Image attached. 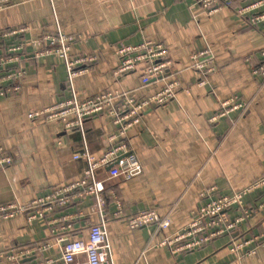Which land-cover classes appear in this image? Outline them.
Masks as SVG:
<instances>
[{
    "label": "crops",
    "instance_id": "crops-1",
    "mask_svg": "<svg viewBox=\"0 0 264 264\" xmlns=\"http://www.w3.org/2000/svg\"><path fill=\"white\" fill-rule=\"evenodd\" d=\"M247 1L228 0L217 12L207 14L193 0H11L0 10V33L23 24L28 29L19 39L5 40L6 44L37 40L59 27L76 36L71 57L92 53L97 60L75 77L72 92L58 56L34 57L32 47L24 50L18 64L25 70L19 89L0 95V145L12 156L11 164L0 167V204H24L80 178L86 165L82 159H73V153L86 145L97 156L110 144L114 128L108 115L85 119L81 132L65 129L60 121L30 119L29 111L66 101L73 93L82 99L104 91H128L140 99L178 77L175 97L165 106L144 110L139 125L127 133L142 171L130 179L100 176L113 262L264 264L261 240L250 241L236 253L230 251L234 241L264 232V209L253 210L234 232L200 248L174 254L160 244L190 221L204 188L212 186L219 194H229L264 173V85L257 88L251 75L259 62L258 51L264 47V21L253 24L236 15L233 9ZM146 39L162 42L169 50L173 66L165 79L141 86L138 71L115 77L118 41L135 44ZM204 47L210 49L216 68L207 84L200 85L191 55ZM231 96L247 101V108L210 119ZM110 191L121 201L119 217L113 215L116 205ZM263 199L264 187L245 196L244 202L252 207ZM143 209L169 215L171 225L164 230L153 225L131 229L127 217ZM54 216L72 224L68 234L73 239L86 238L88 225L100 219L91 197ZM48 220H28L25 212L0 220V248L7 251L12 246L46 242L48 246L30 260L47 258L49 264H64ZM250 248H255L254 254L237 256ZM0 264L12 263L0 259Z\"/></svg>",
    "mask_w": 264,
    "mask_h": 264
},
{
    "label": "built area",
    "instance_id": "built-area-1",
    "mask_svg": "<svg viewBox=\"0 0 264 264\" xmlns=\"http://www.w3.org/2000/svg\"><path fill=\"white\" fill-rule=\"evenodd\" d=\"M11 0H0V10L9 5ZM228 0H193V4L200 5L207 14L217 12ZM236 15L247 17L251 23L257 24L264 21V0H248L236 6ZM28 26L23 24L6 28L0 33V44L13 37H23ZM76 36L64 33L59 27L53 32H45L37 40L27 42H13L4 44L0 52V95L16 91L20 87V80L24 77L25 70L18 66L24 50L32 47L34 57H43L55 54L64 64L67 83L74 92L73 81L75 77L89 70L90 64L97 60L92 53H82L71 57L69 52ZM118 65L113 74L120 77L127 73L139 72L141 86L157 83L164 80L168 69L173 66L167 46L162 42L149 39L131 44L118 41L115 47ZM258 65L252 70V81L257 88L264 85V47L259 51ZM192 67L198 71L200 85L207 84V77L215 71L212 53L208 47L191 55ZM163 86L151 93L143 95L140 99L134 98L128 91H104L90 97H72L51 107L31 110L27 113L30 119L42 118L46 121H60L65 129L77 128L83 132L84 121L98 115H108L113 125L110 134V144L100 155H92L86 145L82 151L73 153L75 160L82 159L86 165V173L78 179L60 185L50 192L32 198L24 204L9 202L0 204V220L11 219L18 213L25 212L27 219L48 217L50 233L54 237L59 251L60 259L64 264H114L111 245L106 228L107 214L105 212L106 198L104 183L100 178L105 174L107 179H130L142 171L139 157L130 147L127 133L139 125L144 110L165 106L171 101L180 87L178 77L162 83ZM248 102L237 96H231L220 104V108L210 119L226 116L230 111H244ZM12 163V156L0 145V167ZM110 166V168H107ZM264 187V173L245 185L241 189L229 194H219L215 187H206L200 193L201 203L192 213L190 221L179 231L167 236L161 245L166 246L174 254L190 251L207 245L217 237L234 232L236 227L249 218L253 210L264 209V199L252 207L245 205V196ZM116 210L115 217L122 212V204L115 192H109ZM86 197H91L95 211L99 214L98 222L88 225L86 238L73 239L69 236L72 224L61 223L59 216H54L65 208L80 203ZM79 216H82L80 213ZM66 219L71 217L66 215ZM128 226L135 230L147 225L155 229L164 230L172 223L169 215H160L153 209H143L127 217ZM261 240L264 246V232L255 235L249 240L234 241L230 246L232 253L238 252L247 243ZM48 243L12 246L9 250L0 248V259H5L12 264H49L51 259L26 260L35 257ZM255 253V248L237 256H250Z\"/></svg>",
    "mask_w": 264,
    "mask_h": 264
},
{
    "label": "water",
    "instance_id": "water-1",
    "mask_svg": "<svg viewBox=\"0 0 264 264\" xmlns=\"http://www.w3.org/2000/svg\"><path fill=\"white\" fill-rule=\"evenodd\" d=\"M107 168H110V166H108ZM31 258H28V259H26V260H30ZM33 259V258H32Z\"/></svg>",
    "mask_w": 264,
    "mask_h": 264
}]
</instances>
